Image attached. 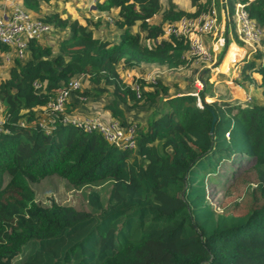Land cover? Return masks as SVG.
I'll return each instance as SVG.
<instances>
[{
    "label": "trees",
    "instance_id": "1",
    "mask_svg": "<svg viewBox=\"0 0 264 264\" xmlns=\"http://www.w3.org/2000/svg\"><path fill=\"white\" fill-rule=\"evenodd\" d=\"M56 1L21 0L65 34L55 46L29 40L25 58H12L0 78V264L16 257L20 264H264V106L215 95L208 75L196 94L171 93V85L157 79L141 84L136 97L117 69L189 66L187 42L163 37L162 26L211 0H190L192 11L171 0L95 1L99 13L116 9L115 41L95 35L99 18H69L55 9L38 15ZM245 8L264 28V0H249ZM0 52L9 53L3 46ZM252 73L264 97L260 51L244 60L235 83L254 85ZM79 75L90 86L71 91L67 110L77 107L76 96L109 95L104 109L126 125L132 109H143L134 152L69 124L58 123L49 134L36 124L35 109ZM238 154L252 160L260 203L244 215L217 213L207 203L204 178L213 180L218 166ZM51 175L80 190L86 209L36 202L30 183Z\"/></svg>",
    "mask_w": 264,
    "mask_h": 264
},
{
    "label": "built area",
    "instance_id": "2",
    "mask_svg": "<svg viewBox=\"0 0 264 264\" xmlns=\"http://www.w3.org/2000/svg\"><path fill=\"white\" fill-rule=\"evenodd\" d=\"M6 1L8 13L6 16L0 17V46L7 47L9 53L0 52V56L8 64L12 58L24 59L28 41L40 40L45 34L52 32L54 27L51 23L32 15L21 4L13 0ZM248 1H237L230 13L225 6V0H222L224 9L222 8L220 14H217L211 0L206 9L194 15L181 16L174 21L166 22L162 26L163 37L183 38L187 42L186 55L191 58V62L203 63L211 69L216 61L214 52L218 48L222 50L221 48L227 45L224 42L223 33L225 31L232 35L234 41V46L231 45L230 50L227 46V50L223 54V61H226L228 65H234L238 53H241V58L244 57V60H248L255 52L260 51L261 61H263L264 47H262L263 43L261 42L264 37V28L249 17L245 8ZM218 15L220 22H218ZM105 18L111 22L110 16ZM206 38L208 42H206ZM84 77V75L71 77L66 84L56 89L43 106L35 109L36 124L46 134H49L58 123L61 125L69 124L85 132L98 133L103 140L117 149L134 152L136 149L135 123L121 125L113 118H103L97 114L83 115L75 110H67L71 91L82 88L81 82ZM142 79L151 85L156 81L153 76L148 74L142 76ZM195 83L199 90L202 89L201 79ZM127 85L134 91L136 97L140 96L141 82L133 81ZM32 86L36 91L42 90L41 84L36 80L33 81ZM77 99L83 100L85 98L78 96ZM2 123L3 118L0 113V131L3 129ZM18 124L24 126L25 122L20 120Z\"/></svg>",
    "mask_w": 264,
    "mask_h": 264
},
{
    "label": "rangeland",
    "instance_id": "3",
    "mask_svg": "<svg viewBox=\"0 0 264 264\" xmlns=\"http://www.w3.org/2000/svg\"><path fill=\"white\" fill-rule=\"evenodd\" d=\"M161 1L162 3L165 2V0ZM175 1L177 2V0ZM186 1H188L190 4V0ZM205 1L206 0H200L202 3ZM236 1L237 0H225V6L230 13L232 12V8L235 6ZM178 2H183V0H179ZM213 3L217 10V14H220L221 9H224V4H222L221 0H213ZM92 4H94L92 0H57L52 5H50L51 7L42 5L38 15L42 16L43 12H48L52 9H55L60 11L63 16L69 17L70 15L66 11L68 9V11H71L78 17L85 16L94 20L96 17H92L89 14V7L92 6ZM186 10L192 11L193 8ZM84 13L87 15H84ZM155 20L156 18L150 22L153 23ZM103 21L106 27L113 26L111 25L112 22H106V18L105 20L103 19ZM218 22H220L219 15ZM100 24L95 29V31H97ZM132 30L134 31V27ZM261 43H264V37ZM262 47H264V44ZM221 53L222 50L217 53L214 67L218 68L220 65L221 71L226 70L228 67L232 68L226 63V61H222L220 64ZM243 58H241V53L240 56L237 57L236 63H240L238 65V75L236 77L235 74H232L231 72H228L227 75H216L217 79H219V84L213 86L214 94L220 96L221 98L242 105L256 103L264 106V97L261 96L260 88L257 86L258 76L256 74L252 73V78L255 82L252 86H246V84L244 86H239L234 81V78L239 77V69L244 62ZM202 66L203 63L192 62L189 66L170 70L166 69L164 66L157 65L150 70H147L145 74L151 75L156 80L159 79L164 83L166 82L167 84L171 85V93L187 91L196 94L199 89L195 82L200 78L198 72ZM1 69H8V66H6L3 59L0 62V78L6 74L5 71L1 72ZM117 69L119 74L121 73V78L126 83L138 81L141 82L143 86L148 85L142 79L143 75L139 76L135 72H132V69L129 66L118 65ZM82 82L86 84L85 81L82 80ZM206 98L205 101H209V99ZM150 106L151 109H158V107H160L159 101L158 104H150ZM129 118H131L133 123L136 125H141L144 121L143 109H132V111L129 112ZM251 161L252 160L246 156L239 154L233 155L231 159L223 161L218 166L216 173L212 176L214 178L213 180L208 179V177L204 178L207 203L213 207L214 211L217 213L239 216L244 215L252 208L259 205L260 201L258 200L257 191L259 179L254 167L251 165ZM30 187L34 193V200L44 206L49 205L51 201H55L58 204L69 205L78 210L86 209V203L82 192L80 190L70 188L64 180L56 175L45 177L37 183H30ZM20 261L21 259L16 257L11 261V264H20Z\"/></svg>",
    "mask_w": 264,
    "mask_h": 264
},
{
    "label": "crops",
    "instance_id": "4",
    "mask_svg": "<svg viewBox=\"0 0 264 264\" xmlns=\"http://www.w3.org/2000/svg\"><path fill=\"white\" fill-rule=\"evenodd\" d=\"M13 1H15V2H17V3L22 5L21 0H13ZM95 1H102V0H92L93 3H95ZM171 1L174 4H176L178 7H180V8H183L185 10L186 9H188V10L191 9V7L189 6L188 1H186V0H183V2H178L179 0H177V2L175 0H171ZM212 2H213V0H212ZM7 5L8 4H7L6 0H0V17L1 16H6V14L8 13V6ZM89 10H90L89 14L92 17H96V18H99L101 20V24H100L99 28L97 29V31H95V35H98L99 37H101L103 39H108L110 41H115L118 38L119 30L117 28L113 27V26H111V27L107 26L106 27L105 24H104L103 19L105 20L106 16H110L111 17V21H112L113 16H115L116 9H111L110 13L108 15L107 14H102V13L97 12L94 9L93 4H92V6L89 7ZM66 11L70 15L69 18H77L78 17L76 14H73L71 11H68V9ZM31 14L34 15V16H37L34 13H31ZM84 15H87V14L84 13ZM106 22H108V21H106ZM108 23H111V22H108ZM134 30H135V28H134ZM64 34H65V30L56 31L53 28L52 32L45 34L38 41L40 43H42V44H48V45H51V46H55L57 44V41L59 40V38L62 35H64ZM223 34H224V42H226L227 45L225 47L221 48L222 49V53H221V56H220V64H221V62L224 59L223 54L227 50V46H228V48L231 45L234 46V41H233L232 35L226 33L225 31H224ZM206 42H208L207 38H206ZM230 49L231 48H229V50ZM220 51L221 50H219V48H218L217 51L214 52L215 60L217 58V53H219ZM239 56H240V53H238V55L236 56L235 61H234V65L231 66L232 69H229V67H228L224 71H221V66L220 65H219L218 68H215V69L211 68L210 69L207 65L203 64V66L200 67L201 69L198 72L199 76H200L199 79H202L205 75L206 76L208 75L213 80V86H214V85L219 84V79H217L216 75H219V74L227 75L228 72H231L232 74H235V77H236L238 75V65L240 63V62L239 63H236V62H237V57H239ZM1 58H0V62L2 61ZM243 61H244V59H243ZM10 63H11V61H9L8 64H6V62H5L6 66H8V67H9ZM157 65H159V64H156V63H153V64L141 63L138 66H131L130 68L132 69L131 71L135 72L137 75H139V76L143 75L144 76V74L146 73L147 70H150L151 68H153V67H155ZM122 66H124V65H122ZM159 66H162V65H159ZM213 69H214V71H213ZM236 69H237V71H236ZM3 71L7 72V69H3V70L1 69V72H3ZM83 81H85V77H84ZM230 82H232V81H230ZM258 82H259V79H258ZM81 86L84 87V83L83 82H82ZM86 86H90V85H88L86 83L85 87ZM246 86H248V85H246ZM249 86H252V85H249ZM77 97L78 96H76V98H74V99L72 98L73 100H75L77 102V107L74 108L73 110H75L79 114H83V115L97 114V115H100L103 118H111V117H109L108 112L103 107L104 104H107L110 101V96L109 95L102 94V95H100L98 97L85 98L83 100H78Z\"/></svg>",
    "mask_w": 264,
    "mask_h": 264
},
{
    "label": "water",
    "instance_id": "5",
    "mask_svg": "<svg viewBox=\"0 0 264 264\" xmlns=\"http://www.w3.org/2000/svg\"><path fill=\"white\" fill-rule=\"evenodd\" d=\"M198 103H200V101H199V100H198ZM214 120H215V117H214V116H212L211 122L213 123V122H214Z\"/></svg>",
    "mask_w": 264,
    "mask_h": 264
}]
</instances>
